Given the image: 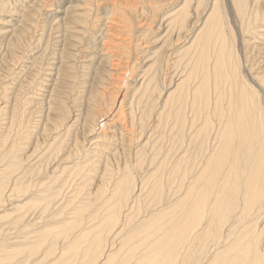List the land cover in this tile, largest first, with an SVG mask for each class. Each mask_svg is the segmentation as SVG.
<instances>
[{
  "label": "bare ground",
  "instance_id": "1",
  "mask_svg": "<svg viewBox=\"0 0 264 264\" xmlns=\"http://www.w3.org/2000/svg\"><path fill=\"white\" fill-rule=\"evenodd\" d=\"M164 1L168 0H148V2H150L149 4L156 5H159L160 2L164 4ZM177 1H181L183 4L180 3L182 6H179L180 8L174 11L176 18L180 21V25L178 24L180 28L176 32L174 41L171 40L172 42L167 43L168 45L161 50L160 55L162 57L159 62L160 66H167L168 69V71L165 72L168 74V83L166 87H172L175 83V80L171 77L173 73L171 69H174L173 64H175L172 63V60H174L173 58L176 56V62H182L184 64V69L181 70L182 75L179 78L182 79L176 84L175 92L170 94L171 100L168 108L170 109L169 119L172 122L171 124H173L172 135L174 139V148L175 146L179 147L178 151L176 149L177 153H175L177 155L172 159L174 161L171 162L169 167L170 170L167 177H170L168 179L166 178V180L165 172L161 173L160 170H155L154 173L143 182L145 177H143V175L139 176V174H143V172H141L138 173V177H143V179L140 178L141 181L139 183L136 171L140 172L139 169L147 167L143 166L145 164L144 155L146 153L143 155L141 151L143 149H139L136 154V161L133 160L134 164L132 166H129V164L125 166L123 172L119 176V180L115 179L114 188H111L112 190L110 192H108L110 189L109 184L113 178V174L105 172L104 176L102 173L103 183H100L102 187L98 188L96 195L92 199L90 198L87 200V197L83 200V196L80 197V194L86 190L85 186L87 181H85L78 192L74 194L73 200L77 198V202L81 204L75 205L73 213H71L72 218L60 219L56 222L58 226L50 225L44 229L45 237V235L47 233L50 234L54 228L63 226L62 230L58 232L60 236L62 234L67 239L75 229L79 232L69 241L72 244V248H75L74 254L76 255L72 252L70 258L63 259L64 261L66 260L65 264H74L76 261L80 260L78 253L80 249L84 251L81 245L85 242H87L88 245H82L86 247V249L84 248L85 252H83L86 254H84L85 257H83L84 255L82 256L83 253L81 252L82 254L80 255L82 258L81 261H79L81 264H264V99L261 90L257 87L258 84L262 87L264 86V67L260 65L261 63L256 67L258 60L262 58L261 56L264 51H261L264 46L257 45L258 50L259 48L260 50L259 52L257 50L258 53L251 57V62L248 57V51L245 52L246 62L248 63V66L246 65L247 67H245L242 61L241 47L239 45V41H242L241 39L245 37L246 39L244 40H246V42L243 44V47L246 50L250 49V46L254 45V43L252 44L251 42L252 39H260V35L264 36V31H258V29L264 28V0L232 1L240 21V28L238 29H234L231 26L228 13L227 11L225 13L222 6L223 0L222 2H220L221 0H213V6L208 12L206 19L201 18L202 10H200V7H196L197 5H194L196 9L193 7L195 9L194 12L189 10L192 4L190 3L191 0ZM69 2L71 3L70 0ZM82 2L84 4H81L83 7V11L81 12L83 13L78 12L80 15L69 14L67 22L71 25L82 24L84 26L82 28L84 30L82 35L83 38L87 37V35H91L94 40L97 41L94 42L92 41L93 39L90 40L89 42L93 43V45L88 47L96 51L98 48H94L98 46L100 47V50L98 49L100 52H98L99 54L97 52L95 53L101 55L100 53L103 51L105 54V57H102L103 55L101 57L99 56L97 64L93 63L95 71L92 80L95 84L99 83L101 85V81L104 77L99 78L98 74L100 73H98V71L102 66H105L104 68H109V71L107 70V75L109 73L110 79L114 83L113 85L118 86L119 82H122L129 70H131V65L133 66V64H136H132L131 62V48L133 47L135 38L134 33L137 32L132 18L133 14L135 15V13H138L136 15L138 16L140 11L144 12L145 6L141 5V0H82ZM200 2H204V0H199L197 2L199 6L203 5ZM93 5H101L104 10H107V15L105 13V15L102 16L103 18L101 17L103 21L106 22V27L98 31V33L100 32V37L96 35L98 33L96 29H94V26L91 25L92 21L90 16L92 10L90 7H93ZM209 5H211V2ZM223 5L225 4L223 3ZM68 7L67 11L65 10L66 12L70 9H74L72 5ZM174 7L177 8L176 5ZM101 18L99 19L101 20ZM32 21H30V23H32ZM142 24L143 23L139 22V25L143 27L144 25ZM25 26L28 27L26 24ZM161 27L162 24H160L156 30H159ZM18 31L21 30L19 29ZM23 31L25 32L24 29ZM14 34H16L15 31L13 35ZM69 36H71V34H69ZM141 36H143V43H136L138 47L152 41L150 40L151 37L149 38L147 34L141 33ZM11 40H13V38ZM185 42L189 44L186 46ZM67 43L69 44L70 42ZM153 43L158 42L153 41ZM68 44L66 45L68 46ZM69 45L72 46V43ZM141 48L140 50H142V52H145V49H147L146 47L144 49V46ZM150 51L148 50V52ZM93 59L95 60V58H91L90 60ZM2 64L3 63H1V65ZM67 68L69 69L68 66ZM123 68L126 70H123ZM170 72L172 73L170 74ZM107 78L109 77L107 76ZM96 79L98 80L97 83L95 81ZM148 81V85L151 84V86L155 85L154 87H156L160 79L157 74H154ZM57 82L60 83L59 81ZM151 82L154 85H152ZM103 86L104 85H102V87ZM144 86H146V82ZM107 89L108 88H106V90ZM104 90L105 88L103 91ZM110 93L109 96L111 97V101L113 98L115 102L117 96H111ZM93 100L98 102L96 97ZM97 107H99V105ZM87 114L88 117H92L96 112L91 111ZM148 114L149 111L145 112V117H147ZM12 119L11 121L14 123L15 121ZM89 120L91 119L89 118ZM131 123H133V120H131ZM130 130L132 133V129ZM90 131L93 132L94 129H90ZM122 134L124 135V133ZM103 135L105 134L97 136L101 138ZM0 138H3V136L1 135ZM6 140L7 138L0 140V205L5 200L3 199L5 193L10 190V178L14 175L13 173H16L15 162H12L11 159L13 150H9V148L6 147ZM11 143H14V141ZM70 154L71 156L73 155L72 153ZM85 154L87 153L85 152ZM124 155L127 156L126 154ZM124 159H126V157ZM19 160L20 159L17 160V164H20L18 163ZM97 168L99 167L91 168V172H96ZM104 170L107 171L108 168L105 167ZM25 172L27 171L25 170ZM65 178L68 177L66 176ZM152 178H154V183L151 185L150 180ZM18 179L11 188V190H13L11 192L15 191L18 196H22L24 192H27L29 186H21ZM42 188L43 190L45 189L44 186ZM49 188L53 187L51 186ZM49 188L47 187V190ZM63 189L64 188L60 191H63ZM60 193L59 191L49 189L45 197L43 196V192L41 193L42 195H37H40L41 198L43 196V198L52 199L53 196H57L56 198H58V195H61ZM11 194L14 196L13 193ZM63 195L65 194H62V196ZM84 196L88 195L85 193ZM5 198L6 200L8 199L7 196ZM37 199L38 198L30 197L29 203H26L37 204ZM47 199L45 201H48ZM62 200L64 199L62 198ZM95 201H102V206L103 203L105 204L106 202L105 208L101 209L102 212L100 211L101 214H99L100 208L95 209L93 207ZM71 204L69 202V205ZM4 205L1 207L5 208ZM48 205L49 203H47L45 207ZM24 206L25 205L14 204L12 212L8 213L7 211L9 215L14 214V217L11 216V218H14V222L12 223L14 227L15 224H20L24 219L28 222L27 219L30 216H26L24 215L25 213L21 212ZM52 206L55 208V205ZM1 207L0 209H2ZM54 208H51V210H54ZM32 209L33 206L30 207L31 211ZM47 209L42 210L47 211ZM67 212L68 210L66 213ZM7 213L6 215H0V220L2 218L5 220L6 217H9ZM61 213H63V211ZM58 214L59 216L62 215H60V212ZM93 214L95 216L102 215L104 220L102 222H97V224L93 223V225H89V227L87 224L95 218L90 219V222H86V220ZM32 219L33 217L31 220ZM41 219L44 221L43 218ZM41 219H39V222ZM95 220L93 221L95 222ZM40 223L42 224V222ZM41 224H38V226ZM29 230H31V228ZM1 233L2 232H0V234ZM5 236L9 238L10 235L7 233ZM5 236H3L4 239L6 238ZM28 236H30V234ZM31 236H33V234ZM60 236L57 235V237ZM0 241L2 242L0 247V264L2 263L1 261L7 263L9 261H15L16 258L13 259V252L18 254V252H24V249H26L16 247L14 250L11 248L7 250L4 248L3 242L4 244L5 242H7L6 244H11L8 242L9 240L3 241V239H0ZM41 243H43V241L38 242L34 248L40 249V246H42ZM77 247H79V249H77ZM69 248H71V245ZM57 249L54 243L51 244L48 249H46L44 257H46V255L54 256L53 254L56 253ZM36 251L37 250L34 252ZM3 253L5 255H3ZM64 254H66V252ZM57 255L55 256L58 257ZM58 258H56V261ZM61 260H59V262L63 264L64 261L62 262ZM10 263L11 262H9V264ZM13 263L14 262H12V264ZM32 264L41 263L35 262Z\"/></svg>",
  "mask_w": 264,
  "mask_h": 264
},
{
  "label": "rangeland",
  "instance_id": "2",
  "mask_svg": "<svg viewBox=\"0 0 264 264\" xmlns=\"http://www.w3.org/2000/svg\"><path fill=\"white\" fill-rule=\"evenodd\" d=\"M70 1L71 3L69 2V0H51V1L50 0H32V1L31 0L30 1L0 0V32H1L0 33V137L2 135L3 138L5 139L7 138L5 144L6 147L9 148V150H13L12 151L13 156L11 157V159L12 162H15V168H16V173H13L16 176L13 175L10 178L11 179L9 184L10 193L6 192L7 194L5 193V195L3 196V199L5 200L4 202H2L0 207L5 203L4 205L5 208L1 207L3 210L0 209L2 211V212L0 211V215H6L7 211L8 213L12 212L13 210L12 208L14 207V204L15 205L21 204V205H25L24 206L25 209L22 208L23 211L21 210L20 211L22 213H25L24 215L30 216L29 217L30 219L27 217L28 222L24 219L22 222H20V224L18 225L15 224V227L17 228H15L14 224H12L14 222V218H13L14 214L9 215L7 213L10 218L6 217L5 220L4 218L0 220V232H2L0 234V239H3V241L9 240L8 242L13 244L11 245L8 243L9 244L8 245L6 244L7 242H5V244L3 242L4 248H6L7 250H10V248L14 250L16 249V247L26 248L24 249V252L21 251V253L18 252V254L17 253L15 254V252H13L14 253L13 259L15 258L16 259L15 261H9L11 262L10 264H12V262H14L13 264H17L18 262H19L18 264H29V263L32 264L35 262H40L41 264L44 263L62 264L59 262L61 258H62L61 261L63 262L64 261L63 259H68V257L70 258V256H72V252L74 254L75 248L74 247L72 248V244L69 241L73 238V236L77 235L79 232H77V229H75L72 232V234L68 236L69 238L67 239L66 237H64V235L61 234L60 236L59 234L63 226H60V228H54L52 232L50 234L47 233L45 237H44L45 234L44 229H46L50 225L58 226L56 222H58V220L60 219L72 218L71 213H73V209L75 205L81 204L80 202H77V198L73 200L74 194L78 192L79 188L83 185L85 181H87L85 186L86 190H84L83 193L80 194V197L83 196V200L84 198L87 197H88L87 200H89L90 198L92 199L96 195V191L98 190V188L102 187L101 184L103 183L102 179L105 172H109L113 174L112 175L113 178L109 184L110 189L108 192H110L114 188L115 179L119 180V176L123 172L125 166H128V164L129 166H132L134 164V161H136V156H137L136 154L139 149L140 150L143 149L141 150L143 155L146 153L144 155L146 165L144 164L143 166L144 167L147 166L146 168L139 169L140 172L136 171L137 172L136 176L137 179H139V183L141 181L140 178L143 179V177H145L143 180L144 182L146 178H149V176L152 173H154L155 170H160L161 173L165 172V179L166 178L168 179L170 177V176L167 177L169 175L170 164L172 161H174L172 159L175 157V155H177L176 153L179 150L178 146H175L174 148V139L172 135L173 124H171L172 122L169 119L170 109L168 108H169V102L171 100L170 94L175 92L176 84L178 83V81L182 79L179 78L182 75L181 70L184 69L183 68L184 64L182 62H180L181 64L178 62L179 63L178 64L175 60L176 56L175 58H173L174 60H172V63L175 64H173L174 69H171L173 73L170 72V74L172 73L171 77L175 80L174 81L175 83L172 85V87L168 86L169 87L168 88L166 87V84L168 83V79H167L168 74L165 73L168 71L167 66L164 65L160 66L159 62L162 57L160 55L161 50L168 45L167 43L174 41L176 37V32L180 28L179 27L180 21L176 18L174 11L179 9L180 8L179 6L183 5L182 2L177 0L176 1L168 0V1H164V4L163 2H160L159 5H156V4H149L150 2H148V0L147 1L141 0L142 2L140 3L142 6H145V10L144 12L142 11L143 13L140 11L138 16H136L138 13H135V15L133 14V18H132V20H134V25L137 29V32L134 33L135 38L133 42V47L131 48L132 49L131 62L132 64L133 63L136 64H133V66L131 65V70H129V72L127 71L129 74L127 73L123 81L119 82L118 86H115L113 85L114 84L113 81H111L110 79L111 77L109 76V73L107 75V70L109 71V68L108 67L104 68L105 66H102L99 69L100 72L98 71V73H100L98 74V77L99 78L104 77L101 81V85L97 83L98 78L95 80L97 84H95V82L92 80L95 71L93 65L97 64L98 61L97 59L99 58V56L101 57L103 55L102 57H105V54L102 51L100 53L101 55H98L99 54L98 52H100L98 51V49L100 50V47L98 46L94 48V49L98 48L96 51L95 50L93 51L91 47H88L93 45V43L89 42L90 40L93 39L92 41L94 42L97 41L94 40V38L91 35H87V37L83 38L82 35L84 30L82 28L84 26L82 24L71 25L70 23L67 22L69 14L80 15L79 13H83L81 12L83 11L82 10L83 7L81 6V4L83 3L82 0H70ZM198 1L199 0L196 1L191 0L190 3H192L193 5L192 4L190 5L189 10L194 12L196 7H200V10H202L201 18L206 19L208 12L213 6V0L211 1L204 0V2H200L203 4L201 6L198 5L197 3ZM232 1L233 0H225V1L223 0L222 2L221 0L220 2H222V6L225 13L226 11L228 13L231 26L234 29L235 28L238 29L240 28V21H239V17H237L234 3ZM210 2L211 5H209ZM84 3L86 4L85 1ZM223 3L225 5H223ZM69 5H72L74 9L68 10L69 12L68 13L66 11L67 8H69L68 7ZM175 5L177 6V8L174 7ZM194 5L197 6L195 7ZM102 7L101 5L100 6L93 5V7H90V9L92 10L91 11L92 14L90 16L92 21L91 25L94 26V29H96L97 33L102 28L106 27V22L103 21L102 16H104L105 13L107 15V10H104ZM65 13L68 15H66ZM99 18H101V20ZM30 21H32V23H30ZM139 22L143 23L142 25L144 26L143 27L140 26ZM25 24L28 27H26ZM160 24H162L161 27L162 29L160 28L159 30H156L158 29V26H160ZM19 29L21 31H18ZM23 29L25 30V32L23 31ZM14 31L16 34L13 35ZM258 31L263 32L264 28L258 29ZM68 33L71 34V36H69ZM99 33L96 34L98 37H100ZM141 33L147 34L149 38L150 37L152 38V39L150 38V40L152 41L147 42L144 45L138 47L136 43H143V38H142L143 36H141ZM10 35L12 36L13 40H11L12 38ZM73 35H77V36H73ZM260 36H259L260 39L258 38L252 39L251 42L252 44L254 43V45L250 46L251 48L247 50L243 47V44H245L246 42V40L244 39L246 38L243 37V39H241L242 41H239V45L241 47L240 50L242 55V61L244 62L245 67L248 66V63L246 62L245 52L248 51L247 52L248 57L250 58V62H251L252 60L251 57H253V55L258 53L260 50V48L258 50L257 45L264 46L263 44L264 36L262 35ZM153 41H156L158 43H153ZM67 42H70L69 44L72 43V46L69 45ZM66 44H68V46ZM188 44L189 43H186V46ZM143 46L144 49L145 47L147 48L145 49L146 50L145 52H142V50H140V48ZM262 49L263 50L261 52L264 51V47ZM148 50L151 51L148 52ZM95 52H97L98 54ZM261 57L262 58L258 60L256 67L259 65V63H261L260 65L264 67V52ZM91 58H95V60L94 59L90 60ZM1 63L3 64L1 65ZM67 66L69 67V69L67 68ZM65 68H67L68 70ZM123 70L126 69L123 68ZM154 74L155 75L157 74V76L161 81V82L159 81L158 84L159 86L157 85L156 87H154L155 85L152 82L151 83L154 86H151V84H149L150 86L148 85L149 83L148 80ZM106 75L109 78H107ZM57 81H59L60 83H58ZM145 82L147 87L144 86ZM102 85H104L103 86L105 88L104 91ZM257 87L261 90L262 97L264 99L263 96L264 86L262 87L260 84H258ZM106 88L108 89L106 90ZM113 91L116 93H114ZM102 92L105 94H103ZM109 93L111 94V96H117L115 102L113 98L111 101L110 99L111 97L109 96ZM95 97L97 98L98 102L93 100ZM162 104L165 106H163ZM98 105L99 107H97ZM91 111H95L96 114H93L92 117H88L87 113ZM147 111H149V114L147 115V117H145V112ZM89 118L92 121L89 120ZM11 119L15 122L12 123ZM131 120H133V123H131ZM90 129H94V131L92 132L90 131ZM130 129H132V133ZM122 133H124V135ZM100 134L101 135L105 134V135H103V137L100 138L99 136H97ZM3 138H0V140H2ZM13 141L14 143H11ZM171 150H173L174 152ZM84 151L87 154H85ZM70 153H72L73 155L71 156ZM123 153L126 154L127 156H125ZM124 156L126 157V159H124L125 158ZM15 159L17 160L20 159L18 161V163L20 164H17V160ZM94 167H99V168L96 169V172L95 171L91 172V168ZM105 167L108 168L107 171L104 170ZM25 170L27 172H25ZM22 171L25 173H23ZM141 172H143V174H139V176L143 175V177H138V173ZM66 176L68 178H65ZM15 177L21 180L20 181L18 179V182L21 183L20 184L21 186L23 185L29 186L27 192L26 193L24 192V195L26 194L27 196L26 195L18 196L15 193V191L11 192L13 191L11 190V188L13 187L14 183L17 181ZM11 181L13 182V184ZM153 183H154V178L150 180V184L152 185ZM43 186L45 187L44 190L42 188ZM51 186L53 188H49ZM47 187L51 190L59 191V193L61 192L60 193L61 195H58L59 196L58 198H56L57 196L56 197L53 196L54 199L43 198V196L45 197L46 192L48 193L49 191V189L47 190ZM62 188H64L65 190L63 189V191H60ZM42 192H43V196L41 198L40 195H42L41 194ZM84 192L88 196H84L85 194ZM11 193H13L14 196ZM37 194H40L39 195L40 198ZM62 194L65 195L62 196ZM29 195L32 198L33 197L38 198L37 204L36 203L27 204L29 203V199H30ZM6 196L8 198L7 200L5 198ZM61 197L64 200H62ZM46 199L49 202L45 201ZM70 199L74 202H72ZM69 202L70 204L71 203L72 204L69 205ZM47 203H49V205L51 203L50 205L51 208H54V206L52 205H55L56 209L54 208V210H51L49 205L45 207ZM105 205L106 202L105 204L103 203L104 206L103 207L102 201H95L93 207L95 209L100 208L99 214H101L102 212L101 209H104ZM32 206L33 209L31 211L30 207ZM68 206L69 207L73 206V207L69 208ZM42 209L43 210L47 209L48 212L43 211ZM67 210L69 214L68 212L66 213ZM62 211L63 213H61ZM59 212L60 215L62 214L61 216H59L58 214ZM11 216L13 217L11 218ZM100 216H95L94 214L91 215L89 218H87L86 222L88 221L90 222V219L93 218H95L97 221L93 219L95 220V222L92 220L87 225L89 226V225H93V223L97 224V222H102L104 219L102 218L103 217L102 215ZM32 217L33 219L31 220ZM41 218H43L44 221H42ZM39 219H41L40 222H42V224L39 222ZM37 223L41 225L38 226ZM30 228L32 231L29 230ZM27 229L29 230V232ZM7 233L10 235L9 236V238L11 237L10 239L8 238V236H5L7 235ZM28 233L30 234V236H28L29 235ZM32 234L33 236H31ZM57 235H59L60 237H57ZM3 236H5L7 239L6 238L4 239ZM34 236L36 237L33 238ZM41 240L43 241L44 244L41 243L42 246H40V249H35L34 248L35 245H37L38 242H42ZM53 243L55 244L56 248H58L56 253L59 254L60 256L57 255L56 253L53 255L54 256L57 255L59 258L56 256L54 257L52 255H46V257H44L46 253V249H48V247ZM1 244L2 242L0 243V247ZM83 244L85 246L88 245L87 242L82 243V245ZM70 245L71 248H69ZM82 245L81 247L83 248L84 251H82L81 249H80L81 251L79 250L78 255L80 257V260L76 261L74 264H77V262L78 264H81L79 262L81 261L82 258L80 254L85 252L86 249V247ZM77 249H79V247H77ZM35 250L37 251L34 252ZM65 252L66 254H64ZM84 254L86 253H83L82 256ZM3 255L5 254L3 253ZM40 257L44 259H41ZM83 257H85V255ZM56 258H58L57 261ZM65 261L63 262V264H65ZM1 262H2L1 264L4 263L9 264V262L8 263L4 261Z\"/></svg>",
  "mask_w": 264,
  "mask_h": 264
}]
</instances>
